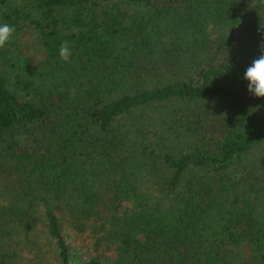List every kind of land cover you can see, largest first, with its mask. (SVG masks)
Segmentation results:
<instances>
[{
    "label": "trees",
    "instance_id": "trees-1",
    "mask_svg": "<svg viewBox=\"0 0 264 264\" xmlns=\"http://www.w3.org/2000/svg\"><path fill=\"white\" fill-rule=\"evenodd\" d=\"M3 23L0 264H47L41 240L52 264H264V0H0Z\"/></svg>",
    "mask_w": 264,
    "mask_h": 264
},
{
    "label": "clouds",
    "instance_id": "clouds-1",
    "mask_svg": "<svg viewBox=\"0 0 264 264\" xmlns=\"http://www.w3.org/2000/svg\"><path fill=\"white\" fill-rule=\"evenodd\" d=\"M15 31V27L8 23L0 24V49L11 41ZM260 48V55L251 62L243 74V79L247 82V91L256 98H264V43ZM58 54L61 60L70 62L72 53L67 42L60 44ZM258 107L260 105H257Z\"/></svg>",
    "mask_w": 264,
    "mask_h": 264
},
{
    "label": "rangeland",
    "instance_id": "rangeland-1",
    "mask_svg": "<svg viewBox=\"0 0 264 264\" xmlns=\"http://www.w3.org/2000/svg\"><path fill=\"white\" fill-rule=\"evenodd\" d=\"M235 36H236V39L239 38L240 36V31L238 29L235 30ZM91 239L88 237V235H84L83 239H79V237L77 238H74V236H71L70 238V243H71V246L73 247V250H72V258L74 260L77 261V254H80L81 252H83V250H85L86 248H90V250L93 249V242L90 241ZM44 240H41L40 241V245L42 247V251L40 253H38L43 259L47 260L48 263L47 264H52V259H51V254L50 252L47 251L48 249V246L45 247L44 245ZM47 251V252H46ZM33 259V256L32 254L28 253L25 251L24 255H23V264H30L31 263V260L30 259Z\"/></svg>",
    "mask_w": 264,
    "mask_h": 264
}]
</instances>
